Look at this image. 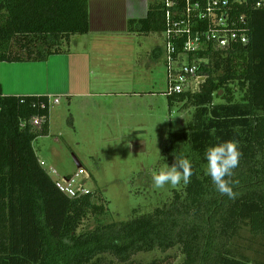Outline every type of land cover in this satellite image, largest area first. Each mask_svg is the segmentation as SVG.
<instances>
[{
  "label": "trees",
  "instance_id": "trees-1",
  "mask_svg": "<svg viewBox=\"0 0 264 264\" xmlns=\"http://www.w3.org/2000/svg\"><path fill=\"white\" fill-rule=\"evenodd\" d=\"M263 1L233 8L245 17L247 44L196 56L204 60L199 90L165 92L170 109L193 108L184 129L169 131L165 147L170 165L184 155L193 175L173 189L169 204L128 220L80 230L109 206L95 192L70 198L56 187L34 148L50 133L48 97L4 95L0 83V264H173L176 255L149 262L135 256L174 248L184 255L180 264H264L236 247L243 228L264 238V4L257 7ZM166 28L162 2L128 22L130 33ZM89 31V0H0V62L47 60ZM36 115L47 117L41 129L30 122ZM228 140L242 153L226 178L234 182V199L206 174V149Z\"/></svg>",
  "mask_w": 264,
  "mask_h": 264
},
{
  "label": "rangeland",
  "instance_id": "rangeland-1",
  "mask_svg": "<svg viewBox=\"0 0 264 264\" xmlns=\"http://www.w3.org/2000/svg\"><path fill=\"white\" fill-rule=\"evenodd\" d=\"M164 39L163 32L97 39L94 68L100 79L112 82L106 89L111 95H98L90 110L81 108L76 100L63 98L61 104L55 103L56 122L51 133L34 142L39 159L55 167L61 176L78 171L77 158L89 175L86 186L109 206L106 214L87 219L82 231L152 212L173 198L170 184L153 188L152 174L170 166L165 136L170 130L184 129L193 108L182 103L169 107ZM155 50L158 56L154 60ZM236 247L251 261L264 262V238L250 235L247 228L241 230ZM167 254L177 256L173 264L184 259L180 248L135 257L149 262Z\"/></svg>",
  "mask_w": 264,
  "mask_h": 264
},
{
  "label": "crops",
  "instance_id": "crops-1",
  "mask_svg": "<svg viewBox=\"0 0 264 264\" xmlns=\"http://www.w3.org/2000/svg\"><path fill=\"white\" fill-rule=\"evenodd\" d=\"M162 0H89L90 31L86 37H71L69 50L53 54L44 61L0 62V83L4 95L47 96L73 101L90 110L98 95L107 97L109 80L97 76L94 68L93 49L95 41L109 36L130 34L128 22L143 19L148 15L149 6ZM73 47V49H72ZM158 56L155 50L153 58ZM106 86V88H102ZM103 91L98 94V90ZM76 100V101H75ZM56 105L50 106V133L56 118ZM59 116V115H58Z\"/></svg>",
  "mask_w": 264,
  "mask_h": 264
},
{
  "label": "built area",
  "instance_id": "built-area-1",
  "mask_svg": "<svg viewBox=\"0 0 264 264\" xmlns=\"http://www.w3.org/2000/svg\"><path fill=\"white\" fill-rule=\"evenodd\" d=\"M244 1L162 0L167 22L163 32L167 94L199 90L205 79L200 74V65L204 60L196 57L199 53L210 49L227 50L235 44L249 42L248 29L243 26V23L246 24L245 17L233 10ZM263 4L264 1L258 2L257 7ZM48 99L50 106L60 102L59 97ZM41 106L45 107V103ZM46 119V115H36L30 122L41 129ZM26 124L23 122L22 126ZM39 162L56 187L68 197L76 198L91 192L86 186L89 175L84 167L78 168L73 175L61 176L55 167L46 166L43 160Z\"/></svg>",
  "mask_w": 264,
  "mask_h": 264
},
{
  "label": "clouds",
  "instance_id": "clouds-1",
  "mask_svg": "<svg viewBox=\"0 0 264 264\" xmlns=\"http://www.w3.org/2000/svg\"><path fill=\"white\" fill-rule=\"evenodd\" d=\"M165 138L167 139V134ZM241 156L238 142L234 140L217 143L205 151L206 174L211 178L216 190L221 195H227L230 199H234L236 196L233 191L234 182L226 178L233 176L234 169L239 166ZM192 175L191 161L184 155H174V161L170 166L167 165L161 168L158 173L152 174L153 188L162 189L169 184L175 188L181 182L186 185L190 182Z\"/></svg>",
  "mask_w": 264,
  "mask_h": 264
},
{
  "label": "water",
  "instance_id": "water-1",
  "mask_svg": "<svg viewBox=\"0 0 264 264\" xmlns=\"http://www.w3.org/2000/svg\"><path fill=\"white\" fill-rule=\"evenodd\" d=\"M75 159H76V163L78 165V168L82 167L83 166L82 163L77 158H75Z\"/></svg>",
  "mask_w": 264,
  "mask_h": 264
}]
</instances>
